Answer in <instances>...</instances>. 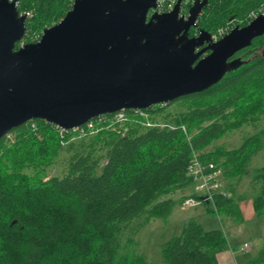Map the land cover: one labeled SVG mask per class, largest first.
I'll return each instance as SVG.
<instances>
[{
    "label": "trees",
    "instance_id": "16d2710c",
    "mask_svg": "<svg viewBox=\"0 0 264 264\" xmlns=\"http://www.w3.org/2000/svg\"><path fill=\"white\" fill-rule=\"evenodd\" d=\"M194 1H183L187 12ZM71 8L72 0H18L19 12L33 16L16 47L38 42ZM253 13H264V0H209L190 36L203 30L214 37L245 27ZM236 58L243 66L210 89L143 110L160 115L176 103L191 105L164 126H143L140 116L127 110L130 120L125 127L105 123L96 134L71 130L60 135L56 126L43 120L6 134L0 140V264H148L142 256L122 253L124 232L143 218L167 219L191 197L209 213L241 222L237 201L242 197L231 183L248 174L247 163L262 147L264 130L231 151L206 149L229 131L264 118V36ZM31 123L37 124L42 140ZM62 150L71 154L67 174L48 178L46 170ZM194 154L206 167L214 163L225 170L230 198L217 193L207 203L194 192L188 175ZM251 183L255 211L261 216L264 166L255 171ZM187 190H192L191 196L175 198ZM227 244L223 230L206 231L190 222L162 244L161 253L167 264H218L217 254ZM248 264H264V248Z\"/></svg>",
    "mask_w": 264,
    "mask_h": 264
},
{
    "label": "water",
    "instance_id": "95a60500",
    "mask_svg": "<svg viewBox=\"0 0 264 264\" xmlns=\"http://www.w3.org/2000/svg\"><path fill=\"white\" fill-rule=\"evenodd\" d=\"M209 0H183L160 14L158 0H75L38 42L18 0H0V140L33 120L73 130L122 110H147L217 85L233 59L264 36V14L218 41L197 27ZM207 203L208 200L204 199Z\"/></svg>",
    "mask_w": 264,
    "mask_h": 264
},
{
    "label": "rangeland",
    "instance_id": "374dc122",
    "mask_svg": "<svg viewBox=\"0 0 264 264\" xmlns=\"http://www.w3.org/2000/svg\"><path fill=\"white\" fill-rule=\"evenodd\" d=\"M162 2L164 5L169 4L168 0H163ZM187 6H188L187 4L183 3L181 15H187L188 13L186 11ZM217 36L218 35H214L213 37L214 40L215 38L217 39L216 41L220 40L219 39L220 37ZM190 107L191 105L188 103H176L169 106L167 111H165L163 114L160 115L147 114V116L145 117H142L140 115V118L142 119L140 122L143 124V126L145 125L147 126L148 122L164 126L169 117L173 118L182 112H186L190 109ZM105 123H107V125H105ZM126 123L122 124V127H125ZM103 124L107 127L108 126L111 127V125H113L105 120L103 121L98 120V122L94 123L93 128L88 129L87 132L91 134H96L100 129L102 130L105 128ZM263 130H264V118L260 117L259 120L256 121L255 123L245 124L240 128H236L232 131H229L225 136L214 141L206 149V151H212V152L220 151V150L231 151L237 149L242 146L246 138L254 136L255 134ZM34 132L38 134L36 136L38 137L39 140L43 139V134L41 131H39L37 124H36V130ZM14 139L15 136L12 135V140ZM261 143H262V147L251 154L250 159L247 163L248 174L242 177L240 180L231 183L234 186L233 188L236 187L235 190L243 191L247 189L248 185H250L249 184L250 181L252 180L255 174V171L258 168L264 166V137H261ZM70 156H71L70 153L62 150L60 152V155L56 157L53 163L47 168L46 176L48 178L65 177L67 174V169H68L67 166ZM26 172L29 174L31 173L30 171H26ZM224 172L225 170L222 168L223 179L225 182L224 184L226 186L227 184L230 183L229 182L230 180L225 178ZM250 187L251 190L253 191L252 186ZM191 195H192V190H187L184 193H177L175 198L181 199L182 197H189ZM205 209L206 208L203 205L186 208L183 206V204H181L175 209L172 215L169 216L167 219H153L150 222H147L143 218L132 222L130 228L126 230L123 234L122 253L123 254L129 253L142 257L144 256L146 258H148L149 256L150 259L154 261L155 256H158L161 253L160 250L162 244L171 240L174 236L180 235L181 232H183V230L187 227V225L190 222H195V221L200 222L201 224H204L206 226V230L208 229V226H213L212 228L221 229L223 227L222 220H224L225 215L212 214L209 213L207 210L205 212ZM245 235L250 240V242H253L255 240L251 235L249 234H245ZM249 236H251L252 238L250 239ZM244 237L245 236L241 237L242 240L241 244H243L245 241H248L247 239H243ZM258 254L259 251L256 253V255L258 256Z\"/></svg>",
    "mask_w": 264,
    "mask_h": 264
},
{
    "label": "crops",
    "instance_id": "0c3cea01",
    "mask_svg": "<svg viewBox=\"0 0 264 264\" xmlns=\"http://www.w3.org/2000/svg\"><path fill=\"white\" fill-rule=\"evenodd\" d=\"M249 184L250 185H248L247 189L243 191H234L237 196L242 197L237 201L238 211L241 215V222H237L234 219L225 216L224 220H222L223 227L221 229L208 226V229L206 230L204 224L195 221L203 226L206 231L223 230L226 234L228 244L217 254L218 264H248L257 257L256 253L264 248V214L261 216L257 215L252 199L253 191L250 187L252 186L251 181ZM245 234L251 235L255 240L250 242ZM242 236H245L243 239L248 240L243 244H241ZM251 236H249L250 239L252 238ZM245 245H248L247 249L242 250ZM148 258H146L148 264H167L162 253L155 256L154 261L151 260L149 256Z\"/></svg>",
    "mask_w": 264,
    "mask_h": 264
},
{
    "label": "built area",
    "instance_id": "2783aa9c",
    "mask_svg": "<svg viewBox=\"0 0 264 264\" xmlns=\"http://www.w3.org/2000/svg\"><path fill=\"white\" fill-rule=\"evenodd\" d=\"M163 0H158V6L157 9L153 11V13L158 12L160 14L170 12L174 9L176 3L178 0H168L169 4L164 5ZM75 0H72V6L74 4ZM21 15H26L27 19L29 20L32 18L33 13L32 12H27L25 14L20 13ZM264 14V13H253L251 15L252 19L257 18L259 15ZM226 34H228L226 31H221L217 37H224ZM213 40V39H212ZM217 39L215 38L216 41ZM22 44L21 46H23ZM127 111V110H126ZM126 111L122 110L120 112H117L115 114H111V118L105 116L99 117V120H105L109 121L112 124L117 123V124H123L128 120V116L126 114ZM136 115H141L142 117L147 116V113L144 112L143 110H133ZM111 120V121H110ZM93 121L88 122L84 126L80 128L73 129V131H80L84 133V131L88 129L93 128ZM147 126H153V123L148 122ZM57 127V126H56ZM31 129L33 131L36 130V123H31ZM57 129L60 132V135H63L65 132H68V130H65L63 128L57 127ZM185 130V129H184ZM71 131V130H70ZM38 135V134H37ZM9 139L12 138L11 135L8 136ZM222 170L218 169L217 166L214 163H210L207 165H204L201 160L199 159L197 154H194L189 167H188V175L193 179V189L194 192L204 199L208 200L209 202H213L214 195L217 193L223 194L225 197L230 198L231 194L226 192L225 190V184L222 178ZM198 205H202V202L195 199V198H188L184 201L183 206L186 208H191V207H197ZM248 245H245V247L242 249H247Z\"/></svg>",
    "mask_w": 264,
    "mask_h": 264
},
{
    "label": "bare ground",
    "instance_id": "6f19581e",
    "mask_svg": "<svg viewBox=\"0 0 264 264\" xmlns=\"http://www.w3.org/2000/svg\"><path fill=\"white\" fill-rule=\"evenodd\" d=\"M183 1H184V0H183ZM232 30H233V29H232ZM232 30H231V31H232ZM231 31H230V32H231ZM227 33H229V31H227ZM196 36H197V35H196ZM211 37H212V35H211ZM212 39L214 40V38H213V37H212Z\"/></svg>",
    "mask_w": 264,
    "mask_h": 264
},
{
    "label": "flooded vegetation",
    "instance_id": "af4514ba",
    "mask_svg": "<svg viewBox=\"0 0 264 264\" xmlns=\"http://www.w3.org/2000/svg\"><path fill=\"white\" fill-rule=\"evenodd\" d=\"M188 12H189V10H188ZM187 15H188V13H187ZM187 15H185V16H187Z\"/></svg>",
    "mask_w": 264,
    "mask_h": 264
}]
</instances>
